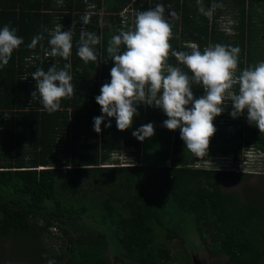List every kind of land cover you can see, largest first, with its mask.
<instances>
[{"label": "trees", "instance_id": "trees-1", "mask_svg": "<svg viewBox=\"0 0 264 264\" xmlns=\"http://www.w3.org/2000/svg\"><path fill=\"white\" fill-rule=\"evenodd\" d=\"M129 1L0 0V30L9 25L23 39L8 65L0 67V248L10 241L8 258L26 256L33 264H48L49 260L111 264L110 248L124 263L171 264L177 259L169 248L172 241L193 246L198 236L204 240L209 232L214 246L220 242L219 253L226 256L222 264H264V214L259 204L247 189L244 201L223 192L219 180L227 173L194 167L210 156L232 153L238 158L244 148L252 146L264 153V133L249 123L247 110L243 120L242 116L226 118L233 106L230 100L224 102L228 112L214 119L216 131L203 158L186 148L180 129L164 126L168 117L154 106L136 105L139 114L127 130L117 128L115 117H105L100 133L94 130V118L104 115L96 97L110 83L114 66L107 52L109 41L121 30H134L140 11L163 4L176 13L169 18L173 50L182 41L190 44L178 51L190 52L196 46L203 52L216 44L238 47L239 75L264 61V0H202L206 9L220 5L211 17L201 14L197 0H135L128 15L131 19L125 13L121 16ZM103 10L107 11L105 25L100 27ZM225 11L230 26L223 28L217 21ZM85 13L91 16L88 25L81 20ZM57 28L72 32L68 60L51 54L49 40ZM226 29L234 34L228 35ZM82 30L100 38L93 46L95 62L85 63L77 54ZM41 34L44 39L30 49L32 39ZM67 63L72 65L74 95L61 101L59 111L49 114L39 94L32 96L37 91L32 73L47 72L53 65L60 70ZM179 67L192 76L185 65ZM191 87L195 98L205 95L202 85L193 82ZM233 90L238 93V85ZM109 121L110 128L106 126ZM148 123L154 125L152 137L140 141L133 136ZM236 124H240L236 131L224 130ZM146 140L156 148L150 156L144 150ZM121 147L136 159V166H110L112 153ZM89 195L93 206L87 203ZM175 215L184 221L175 223ZM51 227L60 238L50 232ZM47 237L60 240L57 251L42 246ZM1 259L0 264H7Z\"/></svg>", "mask_w": 264, "mask_h": 264}, {"label": "clouds", "instance_id": "clouds-1", "mask_svg": "<svg viewBox=\"0 0 264 264\" xmlns=\"http://www.w3.org/2000/svg\"><path fill=\"white\" fill-rule=\"evenodd\" d=\"M197 4L201 14L208 17L220 7L213 4L206 9L202 0H197ZM169 14L171 17L176 16L172 11ZM81 20L84 25H88L91 16L85 13ZM228 25L230 26V23ZM172 37L170 21L165 18V8L163 4H157L154 9L137 14L134 30H121L110 39L107 52L114 61V66L110 70V83H105L101 87V94L96 97L104 115L94 118V130L97 133L102 131L101 124L105 117H115L117 128L120 131L127 130L132 127L134 118L139 114L136 105L154 106L163 109L167 115L164 126L169 130L180 129L186 148L196 157L203 158L208 155L210 138L216 131L213 121L224 112V102L231 101L233 111L229 110L226 118H237L247 110L249 123L264 133V61L245 68L237 75L240 52L238 47L229 48L216 44L205 47L201 52L198 47L193 46L190 52L172 50L170 53ZM43 39L42 34L35 36L28 47L34 49ZM22 43L23 39L18 37L16 30L9 25L0 30V67L8 65L14 50ZM79 43L78 56L85 63L95 62L97 56L93 46L100 43V38L95 33L82 30ZM49 44L53 56L68 60L73 47L71 30L60 31L57 28ZM121 46H125L123 52ZM170 54L179 64L190 70L191 77L180 67L168 62ZM71 68V63H67L60 70L53 65L47 72L38 69L32 73V78L37 82V91L33 92L32 96L36 98L39 94L43 108L49 114L59 111L61 101L74 95ZM193 82L202 85L205 95L194 97L191 87ZM235 85H238V93L233 90ZM188 105H192L191 108H188ZM106 126L110 128L111 122ZM154 134L152 123L133 132V136L140 141ZM244 151L238 158L232 153L229 154L233 155L234 160L240 161ZM229 154L224 155L225 157L219 156L222 163L230 162L226 158ZM253 156L250 174L264 166V159L256 153ZM117 158L120 162L136 160L128 154L126 147L118 150ZM118 160L110 166H120ZM134 166L136 165L120 167ZM244 174L250 175H241ZM55 230L50 232L59 236L60 233L57 231L56 234ZM48 264H55V261L49 260Z\"/></svg>", "mask_w": 264, "mask_h": 264}, {"label": "rangeland", "instance_id": "rangeland-1", "mask_svg": "<svg viewBox=\"0 0 264 264\" xmlns=\"http://www.w3.org/2000/svg\"><path fill=\"white\" fill-rule=\"evenodd\" d=\"M55 1H58V0H55ZM133 2H135V0H130L125 5V7L122 9V13H125L127 18H129L128 15H131L132 8L134 6V5H132ZM228 4H229V2L226 4L224 3L225 6H221V8L226 9V7L229 6ZM90 10H91L90 8H86V11H88L90 14H92L90 12ZM106 13H107V11L103 10V13L99 14V16L101 17V19L99 18L100 27H104V25H105L103 23V20H104L103 16ZM169 13H170L169 9L168 10L165 9V18L167 20H169V18L170 19L172 18ZM228 16H230V15H228L226 13V11L223 14H220V16L218 17V21H217V23L220 24V27L226 28L228 23L225 21L229 20ZM129 19H131V16ZM224 22H225V24H224ZM225 31L227 32L228 35L234 34V32L231 31L230 29H226ZM168 62L170 64H172L173 61L171 62L169 59ZM173 63L177 67L180 66L179 63L176 64L175 59H174ZM161 110L163 111V109H161ZM227 110L228 109L225 108L224 111H227ZM238 128L239 127L232 125L231 127L224 128V130L227 133H232L233 131H236ZM144 144H145V148H144L145 153L147 154V156H150L151 153H153L156 150V148H151L149 145V141H147V140L145 141ZM252 147L255 150H258L255 146H252ZM260 152H262V151H260ZM115 160H118V158L117 157L113 158L111 160L112 163H114ZM125 162L127 163V161H124L123 163H125ZM227 166H230V168L232 167V165L230 163H227ZM199 168L204 169L201 167H199ZM225 172H229V171H225ZM219 185H220V188L223 192L235 194L242 201L245 200L243 197V192L245 191V189H247L248 190V196L251 199H254L255 203L259 204V206H260V208L264 214V166H262L260 169L256 170L255 173L250 174L244 178L241 176L240 177L236 176V174H228L227 173L225 176H223L219 180ZM90 198H91V196L89 195L87 197V203L89 206H93L94 204ZM186 216H188V215H186ZM172 220L175 223L179 222L180 224L184 221V220H180V219L177 220L176 215H175V217H172ZM185 220H189V219L186 217ZM170 222H171V217L169 219H167V223H166L167 227H170L169 226ZM54 229L55 228L52 227L49 230L53 231ZM54 232H56V234L58 233L57 230H55ZM165 232H166V230H163V232L160 234L161 240H163V237L165 236ZM197 236L198 235H196V237ZM58 238H60V237L58 236ZM58 238L57 239H55V238L50 239L49 237H47L46 239L43 240L42 246H44L45 249L48 248L49 246H51L53 248V251H57L59 249V243H60V240ZM197 238H199V239L195 240V242H194L195 245L193 244V246L192 245L190 246L188 244H183V242H181L179 240L172 241L169 244V248L171 249V255L173 256V258L176 256L177 259L171 261L170 263L171 264H181V263H185V260H186L187 264H222L226 260V256L219 253L220 242H218V244L214 246V244L211 241V237H210L209 232L205 233L204 240H201L199 236ZM11 246H12V243L10 241H8L4 246H2L0 248V258H2L1 260H4L5 263H7V264H33V263H31L30 259L26 256L21 257L18 260L8 258V256H10V254H11V248H12ZM115 255L116 254L114 253V251H112V248L108 249L107 256H108L111 264H128V263H124L123 261H121L120 257H116ZM182 256H183V258H182ZM65 263L66 262L64 261L63 264H65ZM131 264H135V263H131Z\"/></svg>", "mask_w": 264, "mask_h": 264}, {"label": "built area", "instance_id": "built-area-1", "mask_svg": "<svg viewBox=\"0 0 264 264\" xmlns=\"http://www.w3.org/2000/svg\"><path fill=\"white\" fill-rule=\"evenodd\" d=\"M244 153H243V157L241 158L240 161H236L233 159V155L229 154L228 158L230 160V163L232 165V167L230 168V166H227V163H222L221 159L219 158V156H215V157H210L207 160L204 161H198L195 164L196 168H204V169H215V170H219V171H235L237 173H250V171H252V160H253V155L254 153H256V155H258L260 158L264 159V153L260 152V150H255L254 148H244ZM123 152V151H121ZM118 156V151L113 152L111 158H115ZM123 158V156H121ZM124 160H122L120 162V166H131V165H137L138 162H136V160H129L127 161V163H123Z\"/></svg>", "mask_w": 264, "mask_h": 264}, {"label": "flooded vegetation", "instance_id": "flooded-vegetation-1", "mask_svg": "<svg viewBox=\"0 0 264 264\" xmlns=\"http://www.w3.org/2000/svg\"><path fill=\"white\" fill-rule=\"evenodd\" d=\"M123 15V13L121 14V16ZM123 19V18H122ZM190 44V42H184V41H182L181 43H180V45L177 47V49L179 50L181 47H183V46H188ZM171 51L173 50V48H171L170 49ZM178 50H176V51H178ZM171 51H170V53H171ZM169 59H170V61L172 62H174V59H175V57L174 56H171V54L169 55ZM172 62V64H174ZM175 62H176V64H178V62L176 61V59H175ZM242 116V120H243V115H241ZM242 125L243 124H241V127H242ZM234 126H236V127H240V124H236V125H234Z\"/></svg>", "mask_w": 264, "mask_h": 264}]
</instances>
